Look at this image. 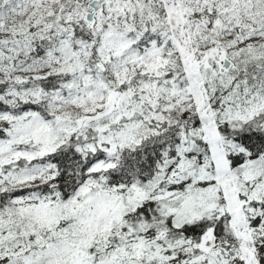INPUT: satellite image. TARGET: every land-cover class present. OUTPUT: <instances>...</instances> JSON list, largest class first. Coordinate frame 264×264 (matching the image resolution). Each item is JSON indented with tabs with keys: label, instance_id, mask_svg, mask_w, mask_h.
Segmentation results:
<instances>
[{
	"label": "snow or ice",
	"instance_id": "1",
	"mask_svg": "<svg viewBox=\"0 0 264 264\" xmlns=\"http://www.w3.org/2000/svg\"><path fill=\"white\" fill-rule=\"evenodd\" d=\"M0 264H264V0H0Z\"/></svg>",
	"mask_w": 264,
	"mask_h": 264
}]
</instances>
